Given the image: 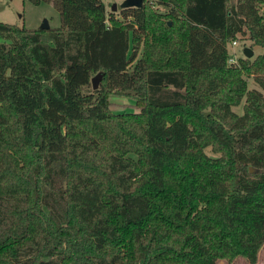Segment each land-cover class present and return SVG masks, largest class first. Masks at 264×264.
Here are the masks:
<instances>
[{
	"label": "trees",
	"instance_id": "16d2710c",
	"mask_svg": "<svg viewBox=\"0 0 264 264\" xmlns=\"http://www.w3.org/2000/svg\"><path fill=\"white\" fill-rule=\"evenodd\" d=\"M28 1L60 24L0 21V264L255 263L264 0H142L125 21L101 0ZM238 33L263 52L228 65Z\"/></svg>",
	"mask_w": 264,
	"mask_h": 264
},
{
	"label": "rangeland",
	"instance_id": "374dc122",
	"mask_svg": "<svg viewBox=\"0 0 264 264\" xmlns=\"http://www.w3.org/2000/svg\"><path fill=\"white\" fill-rule=\"evenodd\" d=\"M122 0H102L105 5L116 3L118 5ZM228 4L235 3L236 0H227ZM149 4L153 1L148 0ZM104 5V6H105ZM263 5H261V10H263ZM152 10L155 14L164 13V7L152 4ZM118 7L113 12V17L117 21H125L128 20V16H123L122 13L118 11ZM45 19L49 28H56L59 26V17L56 9L50 4L46 2H40L36 5L31 4L28 0H0V21L8 24H14L18 27H24L26 29H35L40 24L41 21ZM164 20V18H162ZM169 24V21H168ZM128 40H130V36L128 34ZM232 42H235L234 44ZM248 47L253 50V54L249 57L250 60H253L257 55L263 52L262 47L258 45L252 44L251 40L248 38V35H241L240 33L236 34L234 38H232L229 42L226 43V49L229 54V57L226 60L228 65L235 64L236 59L243 56L242 50ZM242 79L246 82V87L248 90L252 89H260L257 83H255L253 76L251 74H246L242 72ZM110 109L113 112H136L137 110L134 108V101L130 98H124L119 96H110ZM245 104V98L243 97L238 105L231 106L230 109L241 115L243 113ZM204 152L208 156L216 155L214 152L210 150L209 147L204 148ZM217 264H250L247 260L242 257H236L231 262L227 263L224 260H217ZM253 264H264V243L259 249L257 260Z\"/></svg>",
	"mask_w": 264,
	"mask_h": 264
},
{
	"label": "water",
	"instance_id": "95a60500",
	"mask_svg": "<svg viewBox=\"0 0 264 264\" xmlns=\"http://www.w3.org/2000/svg\"><path fill=\"white\" fill-rule=\"evenodd\" d=\"M141 3H142V0H122L118 5H116V3H111L109 9H110V11L114 12L117 7L119 9L129 8V7L137 8V7L141 6ZM38 28H41V29L48 28V24H47L45 19H43L41 21V24L38 26ZM243 54L246 57H251L253 54V50L248 48V47H245L243 49ZM99 80H100V73L99 72H97L95 75H93L90 78V84H91L92 89H95L97 87ZM250 170H252V169H250Z\"/></svg>",
	"mask_w": 264,
	"mask_h": 264
},
{
	"label": "built area",
	"instance_id": "2783aa9c",
	"mask_svg": "<svg viewBox=\"0 0 264 264\" xmlns=\"http://www.w3.org/2000/svg\"><path fill=\"white\" fill-rule=\"evenodd\" d=\"M102 1V0H101ZM109 7H110V4H108V5H105V8H106V10H108L109 9ZM105 22H107V20H105ZM233 44L235 43V42H232Z\"/></svg>",
	"mask_w": 264,
	"mask_h": 264
}]
</instances>
